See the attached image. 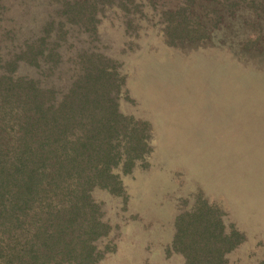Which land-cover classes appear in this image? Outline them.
I'll return each instance as SVG.
<instances>
[{"label": "rangeland", "instance_id": "obj_1", "mask_svg": "<svg viewBox=\"0 0 264 264\" xmlns=\"http://www.w3.org/2000/svg\"><path fill=\"white\" fill-rule=\"evenodd\" d=\"M0 72L7 106L24 88L40 105L16 129L2 112L6 141L42 140L30 115L75 117L61 128L118 182L66 204L51 264H197L210 254L174 222L201 199L240 236L220 264H264V0H0Z\"/></svg>", "mask_w": 264, "mask_h": 264}, {"label": "trees", "instance_id": "obj_2", "mask_svg": "<svg viewBox=\"0 0 264 264\" xmlns=\"http://www.w3.org/2000/svg\"><path fill=\"white\" fill-rule=\"evenodd\" d=\"M12 50L16 53L23 51L25 57H29L32 44L26 49L13 47ZM3 77L5 74L0 72V80ZM0 84L3 83L0 81ZM24 89L26 94L20 97L19 101L23 104L14 101L17 103L14 108L7 106L8 96L0 97L2 122L8 124V119L2 112L7 114L18 110L20 113L19 117H15L16 120H10L15 129L28 122V119L21 121L22 114H27L28 109L29 112L36 113L40 107L35 104V100L34 104L25 102L29 91ZM2 92L4 91L1 89L0 93ZM58 105L62 107L63 100H59L56 106ZM72 119L75 117L67 119L63 115L59 119V125L49 126L41 118L35 119L30 115V121L44 124L43 133L39 132L40 135H37L42 140H34V146L28 145V141L33 140H30L31 135L29 140L24 137L30 133L24 126V136L20 142L17 135L14 141H6L4 128L0 127V264H51L52 256L48 249L51 243L47 242L52 235H46V231L52 226L57 230L54 235L63 231L60 224L70 218L65 209L66 204H70V201L77 203L87 197L94 181L106 184V181L114 180L118 183L110 172L107 160L101 163L92 162L96 156L102 154L108 157L109 153L98 144H88L89 139L76 131L75 126L70 132L67 128H61V125H68V121L70 123ZM38 123H33V126ZM74 123L76 122H72L71 126ZM29 124L31 123L26 126ZM17 131H20V128ZM55 131H58V135L54 139L55 134H52ZM85 168L91 171L87 177L84 176ZM60 200L65 202L62 203L64 207L59 205ZM202 208L205 209L203 213L200 211ZM193 209L190 214L182 213L176 216L174 239L186 244L185 249H190L187 242H195L202 251H208L210 255L198 258L197 264H220L221 251L225 253L234 247L239 242V233L233 228L224 232L216 208L205 200L201 199ZM185 219L186 226L181 227L179 224ZM183 239L187 242H183Z\"/></svg>", "mask_w": 264, "mask_h": 264}]
</instances>
